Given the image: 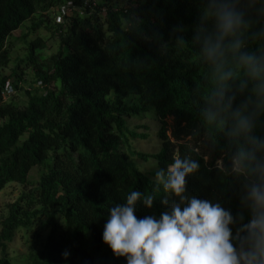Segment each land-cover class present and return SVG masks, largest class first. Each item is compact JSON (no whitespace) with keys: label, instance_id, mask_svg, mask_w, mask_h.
<instances>
[{"label":"trees","instance_id":"trees-1","mask_svg":"<svg viewBox=\"0 0 264 264\" xmlns=\"http://www.w3.org/2000/svg\"><path fill=\"white\" fill-rule=\"evenodd\" d=\"M68 1L82 4L0 0V68L11 61L10 34L28 19L37 17L24 35L43 27L59 40L56 51L40 60L46 39L32 37L25 56L0 73V191L10 182L26 188L0 219V264H13L8 246L16 232L35 231L38 223L47 232L40 238L39 228L27 244L28 264H126L102 240L108 209L126 202L133 190L153 192L156 171L166 170L177 153L200 163L187 177V194L219 201L235 216L240 181L222 170L232 151L226 129L204 119L203 95L212 84L192 41L199 0H126L121 7L99 0L82 15L72 11L54 22L49 13ZM250 15L259 21L253 31L264 27V17ZM246 43L248 50L264 51V39ZM24 67L39 84L24 89L25 102L5 98V82L12 78L18 89ZM229 86L235 92L239 81ZM148 106L160 123L155 153L135 149L131 137L146 135L126 125L127 117ZM257 134L264 135V119ZM150 158L154 168L142 171L135 159ZM36 166L40 173L31 180ZM164 195L161 188L152 209L138 202L136 216L158 217Z\"/></svg>","mask_w":264,"mask_h":264},{"label":"clouds","instance_id":"clouds-1","mask_svg":"<svg viewBox=\"0 0 264 264\" xmlns=\"http://www.w3.org/2000/svg\"><path fill=\"white\" fill-rule=\"evenodd\" d=\"M199 2L192 41L212 84L203 95L204 119L226 129L232 151L222 170L240 181V210L233 216L219 201L187 194V177L200 163L177 153L166 170L156 171L153 192L133 190L108 209L102 240L126 264H264V135L257 134L264 119V51L246 43L264 39V27L253 31L259 21L250 15L264 17V0ZM178 43L185 46L184 37ZM230 81H239L235 92ZM161 188L164 210L138 218L137 203L152 209Z\"/></svg>","mask_w":264,"mask_h":264},{"label":"rangeland","instance_id":"rangeland-1","mask_svg":"<svg viewBox=\"0 0 264 264\" xmlns=\"http://www.w3.org/2000/svg\"><path fill=\"white\" fill-rule=\"evenodd\" d=\"M99 1V0H95ZM126 0H116L115 6L121 7L125 4ZM49 17H52L51 19L54 22H57L56 18L52 15V12L49 13ZM37 19L31 18L24 22V24L14 30L10 34V40L11 43V49L9 51L11 61L9 62L8 66L5 68H0V73L6 74L11 71V68L15 66V64L22 59L26 52H28L29 49H27L30 40L34 36H40L45 40L46 48L42 49L40 51V60H45L50 54L54 53L58 47L59 40L57 37L51 36L50 31L46 30L43 27H40L35 30V32H31L28 35H24V33L28 30L29 26ZM23 80L19 84V88L14 90V92L11 95V98L18 102H25L26 101V95L24 93V89H28L30 87H35L39 83H35V77L33 74V71L31 68H26ZM12 79V78H11ZM10 79V80H11ZM166 121L168 123V126L171 123V118L167 117ZM126 125L129 129L134 130L137 133L145 134L144 137H131L130 141L132 146L140 151L148 152V153H155L160 148V141L157 137V130L160 126L159 120L156 118L154 108L152 106H148L147 111L140 113L138 115H134L133 117H127L126 118ZM137 162V165L142 171H149L154 168L153 159H149L148 161H144L141 159H135ZM40 173V167L36 166L31 169L29 178L31 180H36L38 175ZM22 191H26V188L17 182H10L8 183L1 191H0V219L2 218V215L6 213L8 209V205L12 203ZM34 228L36 230H31L30 232H26L24 229H19L16 232V235L12 242L9 243L8 250L9 255L11 258V261L13 264H28L26 260V253H27V244L32 243L36 240V236L34 233H37L39 228V232H41V237L44 236V234L47 232L46 227H42L41 223H38V225ZM38 241V240H37ZM36 241V242H37Z\"/></svg>","mask_w":264,"mask_h":264},{"label":"built area","instance_id":"built-area-1","mask_svg":"<svg viewBox=\"0 0 264 264\" xmlns=\"http://www.w3.org/2000/svg\"><path fill=\"white\" fill-rule=\"evenodd\" d=\"M98 1L95 0H82V4H75L71 1L66 2L65 4L58 7L52 15L56 18L57 22L63 21L64 17L72 12L76 11L79 14H83L85 10V6L92 8L94 5L97 4ZM14 85L11 82V80H8L5 82L3 88H2V95L7 98L14 92Z\"/></svg>","mask_w":264,"mask_h":264}]
</instances>
